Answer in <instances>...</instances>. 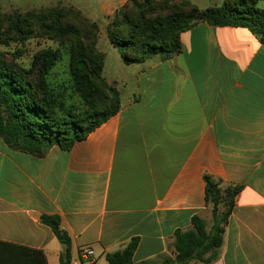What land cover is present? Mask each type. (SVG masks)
Segmentation results:
<instances>
[{
	"label": "crops",
	"instance_id": "1",
	"mask_svg": "<svg viewBox=\"0 0 264 264\" xmlns=\"http://www.w3.org/2000/svg\"><path fill=\"white\" fill-rule=\"evenodd\" d=\"M180 42L167 59L125 64L136 89L68 150L37 156L0 138V264H20L16 245L60 264L43 214L58 216L70 264L83 248L108 264L105 254L132 238L133 261L161 264L193 215L212 225L203 174L242 188L216 258L188 264H264V44L245 27L206 22Z\"/></svg>",
	"mask_w": 264,
	"mask_h": 264
},
{
	"label": "trees",
	"instance_id": "2",
	"mask_svg": "<svg viewBox=\"0 0 264 264\" xmlns=\"http://www.w3.org/2000/svg\"><path fill=\"white\" fill-rule=\"evenodd\" d=\"M258 1L224 0L220 6L199 9L186 0H130L135 13L125 11V39L120 37V40L119 33L110 30L107 37L111 43L123 47L125 64L142 63L154 57L167 59L179 53L181 32L199 22L245 27L264 44V8L256 6ZM69 52L67 81L55 86L48 79L61 57L56 51L36 53L29 70H18L0 57V138L7 146L37 156H43L53 145L68 150L75 141L84 139L119 110L118 92L101 78L102 54L90 45L88 52L95 55L88 56L79 44L71 45ZM33 70L36 71L35 85L29 80ZM93 81L100 82L107 88L104 91L110 93L109 99L104 97L110 104L108 109L100 110L97 104L91 103L93 97H99L97 91L89 89ZM73 95L87 103V108L80 114L76 113L73 103L68 102ZM202 178L204 200L211 207L212 225L206 230L205 221L193 215L190 228L175 231V256L164 258L161 264H188L191 260L208 263L217 256L224 224L242 185L222 186V179L209 174H203ZM40 221L51 229L63 246L59 263L70 264L69 237L61 229L58 216L43 214ZM137 243L138 239L132 238L123 249L106 253L105 260L108 264H154L133 261ZM15 247L20 264H46L42 251Z\"/></svg>",
	"mask_w": 264,
	"mask_h": 264
},
{
	"label": "rangeland",
	"instance_id": "3",
	"mask_svg": "<svg viewBox=\"0 0 264 264\" xmlns=\"http://www.w3.org/2000/svg\"><path fill=\"white\" fill-rule=\"evenodd\" d=\"M186 1L204 9L220 6L224 0ZM125 11L135 13L130 0H0V57L18 70H29L36 53L56 51L61 57L48 79L55 86L67 81L70 46L82 45L86 55L92 56L95 54L88 52L91 45L103 56V82L118 92L121 104L125 89H136L135 77L130 68H125L123 47L111 43L107 32L115 31L120 40V37L125 39ZM35 72L29 73V80L34 85ZM89 89L99 93V97L92 98V104H97L100 110L110 107L105 100L110 97V93L104 91L107 88L93 81ZM129 96L135 98V93L131 90ZM68 102L73 103L79 114L87 108V103L77 95Z\"/></svg>",
	"mask_w": 264,
	"mask_h": 264
},
{
	"label": "built area",
	"instance_id": "4",
	"mask_svg": "<svg viewBox=\"0 0 264 264\" xmlns=\"http://www.w3.org/2000/svg\"><path fill=\"white\" fill-rule=\"evenodd\" d=\"M93 251L89 248H83L80 252V259L76 264H92L93 263Z\"/></svg>",
	"mask_w": 264,
	"mask_h": 264
}]
</instances>
